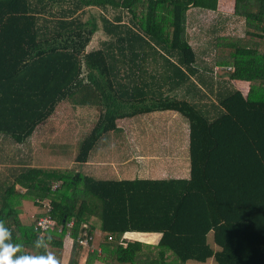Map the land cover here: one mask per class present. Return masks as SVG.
I'll use <instances>...</instances> for the list:
<instances>
[{"label":"trees","instance_id":"16d2710c","mask_svg":"<svg viewBox=\"0 0 264 264\" xmlns=\"http://www.w3.org/2000/svg\"><path fill=\"white\" fill-rule=\"evenodd\" d=\"M217 1L0 0V135L23 144L76 96L79 106L99 110L78 163L121 120L172 112L189 128L186 179L96 180L72 169H28L34 176L25 197L51 201L55 229L41 236L37 219L10 224V212L0 210L24 254L43 253L34 248L40 236L51 237L48 252L56 254L72 241L67 264L84 257L85 264H264V0H235L231 17L246 26L241 37L220 35L219 20L204 30ZM196 26L210 35L212 54L202 35L191 43ZM97 33L99 45L89 50ZM237 81L249 82L248 94ZM13 194L14 185L8 202ZM85 234L88 246L79 241Z\"/></svg>","mask_w":264,"mask_h":264},{"label":"crops","instance_id":"0c3cea01","mask_svg":"<svg viewBox=\"0 0 264 264\" xmlns=\"http://www.w3.org/2000/svg\"><path fill=\"white\" fill-rule=\"evenodd\" d=\"M234 10L235 0H218L216 13H208L205 16L206 21L203 24L206 28L204 30L219 20L220 30L218 32L220 35L236 34L239 37L244 36L245 21L244 19L241 21L239 18H232ZM228 17H231L232 21L226 23ZM196 33V37L192 39L191 43L193 45L198 43L199 40L197 41V39L201 38L202 35L204 44L209 43V49L206 47L207 49L204 50L212 54L210 35L206 36V31L202 33L197 26ZM209 53L208 58H210ZM207 57H204V59L210 61ZM199 62L203 61L200 59ZM246 84H249V82L237 81V86L244 95L246 94L243 92L242 86H246ZM78 101L76 96L73 100L60 104L55 114L40 124L32 136L23 144L16 143L9 136L0 135V210L4 209L10 212L11 216L8 218L10 224L16 223L15 217L25 225L32 224L43 212L41 201H37V203L32 195L25 197L28 192L27 185L31 183L34 176L32 173H26L28 169H72L96 180L156 179L153 178L154 175H157L159 179H170L171 177L167 176V173H178L176 179L189 178V149L185 153L184 149L175 144L176 141L172 144L162 142L161 144L166 146L158 148L162 149L159 152L161 153L160 157L151 159V157H148V152H145L141 147L132 150V141L125 128L133 125L125 120L118 122L117 131L105 135L98 142L86 163H78L76 156L86 128L83 124L81 125V122L78 124L67 121L69 104ZM85 108L88 109V107ZM93 108L95 107H91V109ZM160 113L164 112L149 115ZM102 142H105V144L101 145ZM184 144L183 146H186V137ZM173 145H177V148L172 147ZM149 163H154V165L148 167ZM13 185L14 194L8 202L6 195ZM44 200H47V198ZM71 247L72 241L65 240L64 247L59 254H52L59 260L60 258L65 259L67 264Z\"/></svg>","mask_w":264,"mask_h":264},{"label":"rangeland","instance_id":"374dc122","mask_svg":"<svg viewBox=\"0 0 264 264\" xmlns=\"http://www.w3.org/2000/svg\"><path fill=\"white\" fill-rule=\"evenodd\" d=\"M93 10L96 11V9H93ZM95 13L97 15L100 12L97 10L96 12H94V14ZM240 20L243 21V19H240ZM101 38H102L101 33L95 34L91 44L89 45V50L96 48L99 45V40ZM248 85L249 84H246V86H242V90L245 94H248L249 92L250 87L248 88ZM243 87H246V88H243ZM71 106H73L72 109H70ZM85 107H88V106H82V105L79 106L78 103L69 104V109H70L69 117L73 118L74 119L73 122L75 123L79 124L81 122V125L83 124L84 127L86 128L84 130L86 131L84 132L85 134L84 138L88 134L87 132H89L90 129L95 124L98 118V113H99L98 108L91 109V107H88L87 109ZM70 118H68V120H70ZM125 121L128 123H132L133 125V126H128V127L126 126L125 128L126 133L130 135V138L132 141V147H133L132 150H135L141 147L144 149L145 152H148L149 158L151 157V159H155V158H159L161 155V153L159 152H161L160 150L162 149H158V148L160 147L164 148L166 146L164 144H161L162 142L172 144V142L176 141L175 144H178L179 148L184 149L185 153L186 151H188V135H189L188 122L180 114L178 115L172 112H164L160 114L139 116V117H135L132 119H125ZM185 137H186V146H183L185 145L184 144ZM115 138L117 139L116 135H115ZM128 141L130 140L128 139ZM104 144L105 142H102L101 145H104ZM172 147L177 148V145H173ZM151 165H154V163H149L148 167ZM177 174L178 173H167V176L171 178H175ZM153 178L159 179L157 175H154ZM43 201H41V203ZM124 238L132 239V240H139V241L147 242V243H155L158 239V236L145 235V234H125ZM98 239L99 240L101 239L100 234H97V240ZM209 243L213 245V234L212 233L209 235ZM97 247L99 248L98 243H97ZM100 248L98 249V251H101ZM60 261H61V264H66L65 259L63 260L62 258H60ZM83 263L85 264V257L83 258L81 264ZM94 264H108V262L95 261ZM189 264H205V263L190 262ZM206 264H216V263L214 261H210Z\"/></svg>","mask_w":264,"mask_h":264},{"label":"clouds","instance_id":"9594fccd","mask_svg":"<svg viewBox=\"0 0 264 264\" xmlns=\"http://www.w3.org/2000/svg\"><path fill=\"white\" fill-rule=\"evenodd\" d=\"M51 237L47 240L38 236L35 249H43L42 254H24V245L13 241L12 230L0 220V264H61V261L48 252Z\"/></svg>","mask_w":264,"mask_h":264},{"label":"built area","instance_id":"2783aa9c","mask_svg":"<svg viewBox=\"0 0 264 264\" xmlns=\"http://www.w3.org/2000/svg\"><path fill=\"white\" fill-rule=\"evenodd\" d=\"M59 185H60V182L53 184V190L57 189ZM42 203H43V206L45 207V211L43 215L37 218L36 225H35V230L41 236L44 232L53 231L55 229V220L50 214L52 210L51 201L47 199V200H44ZM72 225H73V222L69 224V227H71ZM69 235L70 234L68 233V236ZM91 240H92V236H89L86 234L84 237L79 238V241L83 246H88Z\"/></svg>","mask_w":264,"mask_h":264}]
</instances>
